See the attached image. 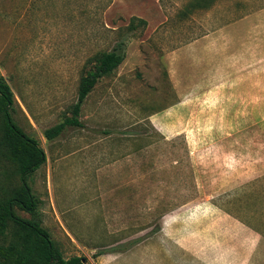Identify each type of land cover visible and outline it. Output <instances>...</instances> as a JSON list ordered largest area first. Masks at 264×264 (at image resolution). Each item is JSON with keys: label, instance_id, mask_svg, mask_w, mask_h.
<instances>
[{"label": "rangeland", "instance_id": "rangeland-1", "mask_svg": "<svg viewBox=\"0 0 264 264\" xmlns=\"http://www.w3.org/2000/svg\"><path fill=\"white\" fill-rule=\"evenodd\" d=\"M184 1L0 0V74L14 121L46 154L29 185L67 260L264 264L247 225L264 224V20L250 37L240 23L205 42L179 18ZM134 18L156 21L131 31ZM115 50L125 60L89 94L82 126L48 141L97 56ZM11 174L0 154V188L13 192Z\"/></svg>", "mask_w": 264, "mask_h": 264}, {"label": "trees", "instance_id": "trees-1", "mask_svg": "<svg viewBox=\"0 0 264 264\" xmlns=\"http://www.w3.org/2000/svg\"><path fill=\"white\" fill-rule=\"evenodd\" d=\"M146 24L144 20L134 18L129 29L132 31ZM124 60L125 55L116 50L97 56L94 70L80 82L78 102L73 108L72 117L46 130L44 135L48 141L59 137L67 126H82L79 116L89 94L102 78L114 73ZM13 104L14 93L0 74V117L4 131L0 154L14 167V174L10 177H18L20 181L19 187L13 192L7 189L6 182L0 188V239L3 242L0 245V264H90L82 257L65 259L50 233L42 225L39 216L41 201L33 195L29 178L47 162V157L38 141L27 135L14 121L10 112ZM16 209L27 212L31 219L20 217ZM247 225L264 239L262 221L259 225Z\"/></svg>", "mask_w": 264, "mask_h": 264}, {"label": "crops", "instance_id": "crops-1", "mask_svg": "<svg viewBox=\"0 0 264 264\" xmlns=\"http://www.w3.org/2000/svg\"><path fill=\"white\" fill-rule=\"evenodd\" d=\"M159 7L161 9L160 5ZM178 14L185 24L192 25L193 22L199 23V26L194 25L188 28V32H190L188 35L190 37H199L201 40H205V42L213 38H221V35H226L228 32L232 38L234 26L240 23L249 25L248 37H250L252 29H250V24H254L257 19L264 20V0H185L182 11ZM165 15L163 13L164 18L168 20V17ZM143 19L146 23H149V28L156 21L150 18H147V20ZM209 23L215 24V29L208 30L207 24ZM193 32H198L199 34L196 36L192 34ZM235 49L236 51H231L232 54L238 53L239 49L237 46ZM233 71L236 73L235 77L232 75V78H235L233 81H235V85H239V65ZM253 71L255 69L249 70L248 75L253 78H249V81L256 80V75L255 77L253 76ZM253 86H255L254 83ZM199 210H204V208H200Z\"/></svg>", "mask_w": 264, "mask_h": 264}]
</instances>
